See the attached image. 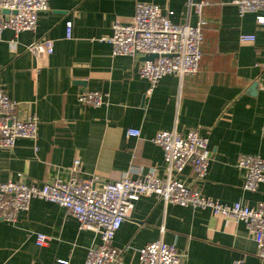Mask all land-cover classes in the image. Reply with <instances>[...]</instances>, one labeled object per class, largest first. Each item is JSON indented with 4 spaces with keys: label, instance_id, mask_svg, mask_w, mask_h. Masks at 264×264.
<instances>
[{
    "label": "crops",
    "instance_id": "obj_1",
    "mask_svg": "<svg viewBox=\"0 0 264 264\" xmlns=\"http://www.w3.org/2000/svg\"><path fill=\"white\" fill-rule=\"evenodd\" d=\"M137 2L172 11L175 23L206 21L195 74L165 75L148 92L149 82L138 73L141 57L112 55L101 38L111 35L115 21L130 22ZM67 21L71 38L65 36ZM241 34L255 39L242 43ZM43 38L53 41V52L37 69L27 46ZM0 89L17 101L18 117L34 114L39 120L35 141L0 147V182L15 180L17 172L26 181L67 178L74 159L80 160V179L113 181L151 167L163 177L162 149L149 138L160 130L183 135L195 129L209 140L208 172L198 180L187 166L179 178L223 203L264 202V181L256 192L242 190L236 166L240 154L264 159V25L255 13L239 14L233 0H49L36 30L3 31ZM85 90L105 92V102L81 105L77 95ZM128 128L139 129L140 136H127ZM37 233L47 236L42 246ZM159 239L176 245L183 264H232L239 258L264 264L242 222L153 195L134 202L114 235L113 245L122 251L119 264H139V248ZM98 242L94 231L80 229L62 207L39 198L16 221L0 219V264H85L88 248Z\"/></svg>",
    "mask_w": 264,
    "mask_h": 264
},
{
    "label": "built area",
    "instance_id": "obj_2",
    "mask_svg": "<svg viewBox=\"0 0 264 264\" xmlns=\"http://www.w3.org/2000/svg\"><path fill=\"white\" fill-rule=\"evenodd\" d=\"M239 14L255 13L256 22L264 25V0H233ZM202 5L204 3H201ZM201 4L198 5V12ZM49 0H0V41L5 29L15 35L37 28L38 16L48 10ZM7 10V12H4ZM172 11L162 12L153 3L137 2L134 15L128 23L115 21L112 33L101 40L111 46L113 56L125 55L134 59L157 54L150 60H142L138 73L150 87L148 92L165 75H193L198 71L201 59L203 27L206 21L199 18L195 24L175 23L170 19ZM66 38L72 37V22L65 23ZM240 42H253L254 34H241ZM14 40V39H13ZM12 40V41H13ZM27 50L36 58L37 69L53 52V41L43 38L32 42ZM106 93L85 90L77 95L81 105L101 106ZM17 101L0 89V147L11 149L18 139L36 140L39 120L29 114L18 117ZM264 135V123L261 127ZM127 136H140V130L128 128ZM149 140L160 146L164 155L165 176L157 174L154 167L146 171L124 172L120 178L107 181L98 175L80 179V160L74 159L68 169V177H56L49 181H26L24 172H17L15 180L0 182V219L14 222L20 212L29 209L30 202L39 198L62 207L73 216L80 229L94 231L99 242L90 246L85 264H119L122 251L113 245V238L122 222L141 196L153 195L166 204L208 209L215 216L232 218L242 222L256 244V256L264 261V202L255 206L239 201L223 203L199 190L186 185L179 176L190 166L195 179L203 180L208 172L211 150L209 140L195 129L180 134L175 130L157 131ZM244 191L256 192L264 181V159L255 154H240L236 161ZM44 233L36 234V244L46 243ZM184 254L174 243L163 240L148 242L138 250L139 264H183ZM244 258L232 264H243ZM59 263L67 261L59 259Z\"/></svg>",
    "mask_w": 264,
    "mask_h": 264
},
{
    "label": "water",
    "instance_id": "obj_3",
    "mask_svg": "<svg viewBox=\"0 0 264 264\" xmlns=\"http://www.w3.org/2000/svg\"><path fill=\"white\" fill-rule=\"evenodd\" d=\"M4 12H7V10H4ZM156 57H157V54H153V53H151V54H148V55H146V56H144V57H141L140 59H141V60H147V59L152 60V59H154V58H156Z\"/></svg>",
    "mask_w": 264,
    "mask_h": 264
},
{
    "label": "trees",
    "instance_id": "obj_4",
    "mask_svg": "<svg viewBox=\"0 0 264 264\" xmlns=\"http://www.w3.org/2000/svg\"><path fill=\"white\" fill-rule=\"evenodd\" d=\"M203 30V29H202Z\"/></svg>",
    "mask_w": 264,
    "mask_h": 264
}]
</instances>
